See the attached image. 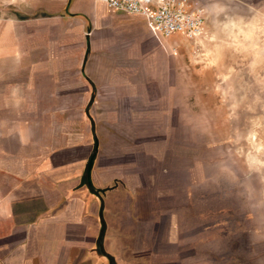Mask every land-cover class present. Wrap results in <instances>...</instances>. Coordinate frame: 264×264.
<instances>
[{
  "label": "crops",
  "instance_id": "crops-1",
  "mask_svg": "<svg viewBox=\"0 0 264 264\" xmlns=\"http://www.w3.org/2000/svg\"><path fill=\"white\" fill-rule=\"evenodd\" d=\"M174 52L101 0H0V264H158L151 199L174 190L147 146Z\"/></svg>",
  "mask_w": 264,
  "mask_h": 264
},
{
  "label": "rangeland",
  "instance_id": "rangeland-1",
  "mask_svg": "<svg viewBox=\"0 0 264 264\" xmlns=\"http://www.w3.org/2000/svg\"><path fill=\"white\" fill-rule=\"evenodd\" d=\"M188 4L202 11L203 31L167 39L179 56V94L173 111L165 98L148 137L149 177L161 162L174 190L151 199L160 208L148 233L165 250L154 260L264 264V0Z\"/></svg>",
  "mask_w": 264,
  "mask_h": 264
},
{
  "label": "built area",
  "instance_id": "built-area-1",
  "mask_svg": "<svg viewBox=\"0 0 264 264\" xmlns=\"http://www.w3.org/2000/svg\"><path fill=\"white\" fill-rule=\"evenodd\" d=\"M109 9L142 17L149 30L164 39L182 34L187 39L203 31V14L188 0H101ZM177 47V46H175Z\"/></svg>",
  "mask_w": 264,
  "mask_h": 264
},
{
  "label": "trees",
  "instance_id": "trees-1",
  "mask_svg": "<svg viewBox=\"0 0 264 264\" xmlns=\"http://www.w3.org/2000/svg\"><path fill=\"white\" fill-rule=\"evenodd\" d=\"M103 230H104V224H102V226H101V235H100V237L102 236Z\"/></svg>",
  "mask_w": 264,
  "mask_h": 264
}]
</instances>
